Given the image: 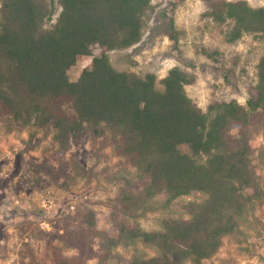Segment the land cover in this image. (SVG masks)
<instances>
[{
    "label": "trees",
    "instance_id": "16d2710c",
    "mask_svg": "<svg viewBox=\"0 0 264 264\" xmlns=\"http://www.w3.org/2000/svg\"><path fill=\"white\" fill-rule=\"evenodd\" d=\"M205 1L216 22L232 21L227 41L246 33L264 36V6ZM57 4L61 11L47 27ZM152 9V0H0V117L7 131L29 130L32 138L51 129L65 152L91 129L111 137L133 167L116 174L120 186L109 230L98 228L91 208L62 219L52 249L56 264H106L118 249L131 251L129 264H206L224 237L264 206V177L251 144L264 123V55L245 104L216 101L204 110L186 90L194 77L180 66L168 71L159 89L155 73L141 76L111 62L110 51L142 40ZM167 30L177 42L173 17ZM80 56H91V66L71 80L69 70ZM258 158L264 162V147ZM194 192L207 198L186 203L189 218L165 217L156 230L141 225L147 214Z\"/></svg>",
    "mask_w": 264,
    "mask_h": 264
},
{
    "label": "rangeland",
    "instance_id": "374dc122",
    "mask_svg": "<svg viewBox=\"0 0 264 264\" xmlns=\"http://www.w3.org/2000/svg\"><path fill=\"white\" fill-rule=\"evenodd\" d=\"M248 1L264 6V0ZM152 2L142 40L110 51L113 65L141 76L155 73L159 89H164L162 79L168 71L180 66L194 77L186 90L204 110L216 101L237 99L245 104L257 83L264 36L246 33L236 42L227 41L232 21L221 24L208 16L210 5L205 0ZM60 11L57 4V14L47 27ZM170 17L175 20L177 42L167 30ZM100 52L98 45L93 47L95 55ZM91 61V56H80L69 70L71 80H77ZM251 144L258 173L264 177V162L258 158L264 147V123L257 126ZM127 170L133 167L116 151L111 137H97L88 129L63 152L51 129H40L31 138L29 130L8 132L0 117V264H23V256L26 264H56L52 249L59 244L62 219L85 208L96 212L99 229L109 230L111 206L120 186L116 174ZM206 198L202 192L180 196L167 209L141 218V225L156 230L165 217L189 218L186 203ZM27 249L33 254L27 255ZM130 256V250L118 249L106 264H129ZM93 263L95 259H90ZM205 263L264 264V206L247 215L237 232L225 236L220 250Z\"/></svg>",
    "mask_w": 264,
    "mask_h": 264
}]
</instances>
